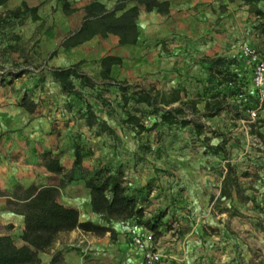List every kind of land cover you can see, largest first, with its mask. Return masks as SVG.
Listing matches in <instances>:
<instances>
[{"label": "crops", "instance_id": "obj_1", "mask_svg": "<svg viewBox=\"0 0 264 264\" xmlns=\"http://www.w3.org/2000/svg\"><path fill=\"white\" fill-rule=\"evenodd\" d=\"M92 1L101 2L107 10L112 9L107 5V0H81L78 6L70 8H82L79 13L84 17L83 7ZM157 1L168 2V12L165 14L154 10L147 12L141 7L137 18L139 35L133 45L121 46L117 37L109 35L105 38L94 36L76 47L61 48L60 43L64 37L80 26L72 27L62 21L55 22L49 28L42 25L38 27L40 34L37 37L39 42L36 50L42 58L47 59H0V73L6 81V84L5 82L0 84V237L9 236L12 240L16 239L17 242L14 244L17 247L23 244L20 240L23 217L7 210L6 197L3 194L11 195L17 185L27 188L32 184L57 186L61 181L66 183L65 173L56 175L47 172L40 165L38 154L50 151L58 158L65 171L72 167L74 160L72 138L66 134L76 130L80 120H72L67 128L64 126L63 109L57 103L64 95L60 92L59 85L50 77L51 69L67 68L80 63V73L99 79L100 59L105 56L118 57L121 64L111 68L110 77L113 80L111 86H104L100 92L105 95L111 92L122 93L118 87L122 85L121 83H134L136 90L146 93L151 91L165 96L177 91L180 97L185 98L198 95L200 102L197 109L202 112L204 101L215 91V81L210 76L212 72L209 71V62L221 58L230 60L231 64L223 68L237 77L245 92L255 95L251 69L243 59L231 60L230 56L237 53L241 45L254 47L264 45V19H260L254 10H249L248 5H244L241 0ZM22 2L34 11L0 25V47L8 51V55L10 53L13 55V51L16 50L15 46L9 45V38L17 30L16 22L31 16L34 21L40 23L42 16H45L51 6L55 9V18L62 10V6L58 7L57 4L56 7L53 0H8L0 6V14L19 7ZM220 6H223V9H220ZM259 9L264 11L260 6ZM53 51H56V54L49 57ZM11 79L13 80L10 81ZM48 86L55 90V94L50 93L55 102L48 95ZM24 95L29 96L37 104L32 114L18 106L20 98ZM175 106L174 102L156 107L167 110ZM93 112L97 120H102L111 129H117L115 134L119 132V140L126 144L132 141L129 135L123 134V127L127 126L126 117L119 111L117 114L116 109L109 108V105L103 108L94 104ZM158 115L159 113L151 114L145 118L143 120L145 126L158 122ZM200 124L206 137L215 129L221 130L224 126H229L228 122L215 120V117H201ZM257 125L259 132L264 133V122H258ZM166 126L171 135L155 139L156 145L184 142L185 132L193 131L191 124L184 127L177 124ZM157 127H162V124H158ZM86 129V133L90 134L87 126ZM201 136L200 133V139ZM91 139L93 138L87 137L84 143ZM135 140L137 142L138 139ZM145 157L139 151L121 154L120 172L126 185L142 190L151 182L155 185L151 189L161 194L158 198L168 196L169 200L171 193H174V204L203 206L206 200L204 193L208 191L215 176L212 169L215 156L207 152L176 153L159 147V151L149 159L150 163L144 165ZM89 158L84 157L82 162L85 171L91 170ZM96 162L99 163L100 160L97 159ZM102 162L104 166H110L109 163ZM73 188H79L82 206L84 209L85 206L87 208L83 215L78 211L79 220L97 224V215L91 212L88 190L84 188L82 181L74 180L60 188L57 201L66 207L79 210L81 201L74 194L67 201L62 199L63 190ZM78 232L79 230H74L61 233L59 236L69 234L67 236L69 238ZM161 239H167L164 244L167 251L179 245V241L175 242L169 234H165ZM54 245L55 248L49 249V253H39L41 264H50L52 253H60L66 261L68 255L64 245H60L57 239ZM156 245L157 247L160 245L158 248L163 251L160 239Z\"/></svg>", "mask_w": 264, "mask_h": 264}, {"label": "rangeland", "instance_id": "obj_2", "mask_svg": "<svg viewBox=\"0 0 264 264\" xmlns=\"http://www.w3.org/2000/svg\"><path fill=\"white\" fill-rule=\"evenodd\" d=\"M80 1L68 0V3L69 6L75 7ZM53 2L56 3V7L57 4L58 7L62 6V0H53ZM106 2L112 8L116 0ZM259 6L264 9V3L248 5V9L256 10ZM221 8L223 9V6H220ZM81 9L74 8L73 12L67 14L60 10V15L55 18V9L51 6L47 9L45 16H42L40 23L37 20L34 21L31 16L26 19L22 18L16 22L17 30L9 38V45L15 46L16 50L13 51V55L11 53L8 55V51L0 47V59H47L42 58L36 50L39 42L37 37L40 34L39 25L49 28L55 22L65 21L72 27H77L83 20V15L79 13ZM33 25L36 26L33 28ZM92 82L94 85L92 90H82V94L90 105L88 111L92 108L91 112L94 114V104L101 105L103 108L109 105V108L116 109L117 114L119 111L126 119L133 117L137 119L138 124L151 129L140 131L133 121L127 123V126L123 127V134L129 135L132 141L126 144L118 139L120 134L119 132L115 134L117 129L109 128L102 120H90V125H87L86 118L83 116L87 113L83 102L73 97H58L60 100L57 103L63 109L64 126L67 128L72 120H80V125L76 130H71L66 135L72 138L71 146L76 142L82 147L84 153L87 151L85 158L90 157L88 163L91 167L88 172L104 166L102 162L104 161V163H109V168L113 173L122 177L119 163L121 154L139 151L148 157H145L143 162L145 165V163H150L149 159L159 151V147L176 153L182 151L198 154L207 152L215 156L212 168L215 176L208 191L204 193L206 200L201 207L174 204V193H171L169 200L168 196L164 197L165 200L158 198L161 194L151 189L155 186L151 182L143 187L141 193L135 192L138 188L125 184L128 192L137 198L139 206L144 210L141 221L158 222L159 235L155 238V243L160 239L162 252L168 257L169 263L264 264V133L259 132L257 125L258 122H264V108L258 111L254 118L246 112L247 109L255 107V95L246 93L248 98L246 106L229 98L224 104V109L218 115L213 116L215 120L228 122L229 126H224L221 130L215 129L207 137L202 128L200 132L202 139L199 138L200 133L197 134L191 130L185 132L186 141L184 142L156 145L155 139L171 134L166 125L157 127L158 124L154 123L151 126L149 124L145 126L143 120L153 114L151 113L153 106H147L145 102H135L139 96L134 93L138 92V95L143 96L146 92L136 90L134 83H121L122 85L118 87L124 89V92L117 91L118 93L111 92L105 95L99 91L105 88L100 79L92 78ZM47 91L49 96L50 93L55 94V90L49 86ZM242 91L245 92V89ZM150 97L151 102L156 106L164 105L170 94L164 96L150 91ZM51 98L55 102L54 98ZM180 98V101L175 102V107L183 109L185 119H191L200 124L201 116L192 115L185 105V101L192 98L197 99L196 96ZM86 126L90 134L86 133ZM87 137L93 139L85 144L84 140ZM97 159L100 160L99 163L96 162ZM67 184L69 183H64L62 188ZM73 189L75 190L72 191ZM73 189L63 190L62 199L67 201L74 194L81 201L78 211L83 215L87 208L85 206L84 209L82 206V195L78 192L79 188ZM96 220L97 224L108 226L112 232L101 237L83 234L80 231L69 238L67 237L69 234L58 236V243L64 245L68 257L65 261L60 253H52L50 264H136L140 252L132 244L131 238L135 235L143 236L146 231L150 232L148 228L142 223L137 224L136 220L113 218L104 221L98 215ZM165 234H169L175 242L179 241V245L167 251L164 247L167 239H161L165 237ZM13 240L17 242L16 239ZM54 248L53 244L50 250ZM50 250L46 252L49 253Z\"/></svg>", "mask_w": 264, "mask_h": 264}, {"label": "trees", "instance_id": "obj_3", "mask_svg": "<svg viewBox=\"0 0 264 264\" xmlns=\"http://www.w3.org/2000/svg\"><path fill=\"white\" fill-rule=\"evenodd\" d=\"M8 0H0V6ZM62 11L64 13L73 12L70 9L68 0H62ZM244 5H258L264 3V0H241ZM131 4L130 6H127ZM145 11H157L165 14L168 12V2H159L157 0H116L112 9L107 10L99 1H92L83 7L84 17L79 28L68 34L60 47L67 49L76 47L91 40L94 36L103 38L112 35L117 37L119 45H133L138 39L137 18L140 8ZM25 3L13 10H6L0 14V25L7 23V20L19 19L26 13L33 12ZM255 14L264 19V11L254 10ZM119 13V14H117ZM56 54L53 51L49 57ZM233 60V59H231ZM121 59L114 56H105L100 59V71L98 77L103 86H111L113 80L110 77L111 68L114 65H120ZM231 64L230 60L216 58L209 62V71L212 72L211 78H214L215 91L204 101L203 111L197 109L200 97L197 99H188L185 105L189 108L192 115H200L203 118L218 115L223 109L225 102L230 98L235 100V96L243 90L242 83L237 77L225 70V65ZM80 63L67 68L51 69L50 77L53 82L59 85L60 92L67 98L73 97L83 102L85 106L86 124L90 125V120H97L95 115L88 111L90 105L82 94V90H92L94 85L92 78L80 73ZM222 68L219 70L218 68ZM14 77V75H12ZM6 81L3 75L0 76V84ZM232 86L228 87L227 83ZM124 92V89L119 88ZM145 93V92H144ZM135 102H145L147 106H153L151 113L158 114L156 124L172 125L177 124L180 127L192 125L195 133H200L202 125L189 119H185L184 111L179 107H170L167 110L157 109L155 103L151 102L150 92L138 95ZM179 92L170 93L168 101L164 104H172L180 101ZM18 106L27 113L32 114L36 110L37 104L24 95L20 98ZM264 108V107H262ZM133 121V124L140 131H149L151 128H145L137 123V119L127 117L126 123ZM73 163L69 171L60 165L57 157L50 151H44L38 154V160L41 166L49 173L61 175L65 173L64 178L67 183L74 180H80L89 194V206L91 212L100 216L104 221L110 219L136 220L137 224H143L152 233L155 239L158 235V222L141 221L144 210L139 206L137 198L128 192L125 181L117 176L107 166H100L92 172L83 170L82 162L86 155L82 147L73 143ZM64 183L61 181L57 186H36L34 184L23 188L17 185L11 195L3 194L6 197V208L14 214L23 217V229L20 235L22 246L17 247L9 236L0 237V264H41L38 257L39 253H44L51 248L61 233H69L79 230L83 234H91L101 237L112 230L108 226L99 225L90 221L81 222L79 212L76 208L66 207L57 201L59 190ZM141 193V190H136Z\"/></svg>", "mask_w": 264, "mask_h": 264}, {"label": "built area", "instance_id": "obj_4", "mask_svg": "<svg viewBox=\"0 0 264 264\" xmlns=\"http://www.w3.org/2000/svg\"><path fill=\"white\" fill-rule=\"evenodd\" d=\"M235 60L243 59L251 69L252 85L255 89L256 105L254 108L247 109L246 112L254 118L258 111L264 107V46L253 47L242 45L237 53L230 56ZM2 73H0V76ZM227 86H232L231 82ZM236 101L247 105L248 98L246 92L241 91L235 96ZM132 244L140 252L137 264H170L168 257L157 247L152 233L147 232L143 236L135 235L131 238Z\"/></svg>", "mask_w": 264, "mask_h": 264}]
</instances>
